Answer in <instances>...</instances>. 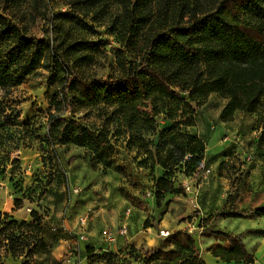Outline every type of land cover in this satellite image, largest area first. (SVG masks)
<instances>
[{"label": "rangeland", "instance_id": "rangeland-1", "mask_svg": "<svg viewBox=\"0 0 264 264\" xmlns=\"http://www.w3.org/2000/svg\"><path fill=\"white\" fill-rule=\"evenodd\" d=\"M82 2L18 0L5 1L4 5L29 34L38 38H55L59 25L65 30L71 26L75 38L83 41L79 50L88 53L80 71L106 79L118 72L116 49L120 43L116 25L124 15L120 4L111 1L108 9L94 10L91 17H85L81 11L87 9V4ZM204 3L207 9L214 5L210 0ZM69 11L84 19L88 27L72 23L64 16L52 19L56 32L52 24H47L54 13ZM56 69L54 60L47 57L42 67L8 94L7 111L0 115V123H5L0 124V211L20 221L30 219L34 210L44 216L45 246L36 255V264H67L66 256L78 253L81 245L109 242L106 233L117 237L128 213L126 238L133 232L141 234L148 227L159 231L156 219L167 216L172 224L188 225L198 243L199 236H209L210 231L242 234L255 257L252 264H264L263 216L208 219L234 201L245 210L264 205V130L257 113L237 111L232 120H222L228 100L218 92L212 93L201 107L192 103L195 122L186 129L205 142L204 159L192 171L183 163L169 172L153 165L145 149L139 152L120 127L112 129L109 145L101 152L75 144L53 145L48 123L52 113H59L53 103L61 85V72H54ZM5 94L0 87V103L5 102ZM72 105L74 110L61 111L64 117L103 129L101 113L108 107L90 113L76 102ZM173 125L162 113L157 117L156 130L144 133L155 158L161 131ZM13 160L16 162L12 163ZM208 169L210 172L204 176ZM161 177L167 181L158 184ZM171 185L172 191H161V187ZM75 187L80 188V194H71ZM83 215L89 219L87 239L78 241ZM175 215H179L177 219ZM114 218L121 219L118 226L113 224ZM173 228L169 229L173 232ZM66 238L74 240V244L63 248L59 256L57 248ZM147 250L128 243L118 253L133 263H141L140 255ZM23 260L24 257L5 259L7 264H22ZM181 262L189 264L185 259Z\"/></svg>", "mask_w": 264, "mask_h": 264}, {"label": "trees", "instance_id": "trees-1", "mask_svg": "<svg viewBox=\"0 0 264 264\" xmlns=\"http://www.w3.org/2000/svg\"><path fill=\"white\" fill-rule=\"evenodd\" d=\"M5 1L18 0H0V87L6 93L0 115L7 111L8 94L50 56L57 68L54 72H61V85L53 99L59 113H52L48 123L53 145L75 144L101 152L109 145L112 129L120 127L139 152L145 149L153 165L171 172L184 163L191 170L202 163L205 154V142L186 129L195 122L192 103L201 107L214 92L228 100L222 120H232L237 111L257 113L264 130V0H210L214 5L208 9L204 0H81L87 4L81 11L85 17H91L94 10L108 9L111 1L120 4L124 15L116 25L118 72L106 79L80 71L88 59V53L79 50L83 41L75 38L71 26L65 30L59 25L56 32L52 24V19L64 16L88 27L84 19L70 11L54 13L47 24H52L55 38H38L18 23ZM74 102L90 113L108 107L101 113L103 129L64 117L61 111L74 110ZM162 113L174 125L161 131L155 158L144 133L156 130ZM166 181L161 177L157 183ZM172 188L161 187V191ZM238 204L231 202L208 219L264 217V205L245 210ZM45 230L39 211L21 221L0 211V264H7L8 257H24L22 264H36V255L45 246ZM209 236L224 240L210 247L215 257L229 264L254 262L242 234L210 231ZM87 254L89 264H183V259L204 264L188 228L174 230L158 247L148 249L140 255L141 263L124 259L118 252L97 251L91 245Z\"/></svg>", "mask_w": 264, "mask_h": 264}, {"label": "crops", "instance_id": "crops-1", "mask_svg": "<svg viewBox=\"0 0 264 264\" xmlns=\"http://www.w3.org/2000/svg\"><path fill=\"white\" fill-rule=\"evenodd\" d=\"M178 216L179 215H175L174 219H177ZM129 219H130V213L127 214L126 222L124 223V224H128V232H129V222H130ZM156 222H157L158 227L161 229H169L171 227H174L173 231L177 230V229H186V228L189 229L188 225H183V226L181 225L180 226V225H178V222L172 224L170 222V220L167 219V216H165L164 218L156 219ZM120 223H121V219L119 221H117V219L114 218V221H113L114 225L118 226ZM121 227H120V229H121ZM120 229H119V233L117 235V241L114 244L107 242V241H104V240H101L100 242L92 243L90 245L95 247L97 251L102 250V251L118 252L119 249L123 248L128 243H132L137 248L152 249V248L158 247L162 243V241L164 240L163 237H159L160 236L159 235L160 230L159 231L155 230V228H153V227H148V228L144 229L143 231H141V234L133 232L132 235L128 236L127 238L125 236L128 234V232H127V234H121ZM161 238H163V239H161ZM216 241L224 243L223 239H221V238L216 239L214 236H199V243L197 242V245L200 249L201 257L203 258V260H205V262H207V264H228L227 262H224L223 260H221V258L215 257L211 253L210 247ZM63 242H64V244L61 243L57 248L58 252H59V256L61 255L63 248H65L66 246H70L71 244H74V240L67 239V238L64 239ZM87 246L88 245H86V246L81 245V247H79V252L74 254L71 264H89L88 254H87ZM56 256H57V258H59L58 255H56Z\"/></svg>", "mask_w": 264, "mask_h": 264}, {"label": "built area", "instance_id": "built-area-1", "mask_svg": "<svg viewBox=\"0 0 264 264\" xmlns=\"http://www.w3.org/2000/svg\"><path fill=\"white\" fill-rule=\"evenodd\" d=\"M210 172V169L206 170L203 175L207 176V173ZM187 189H190V185H187ZM71 194H75L78 195L80 194V188L75 187L71 190ZM88 215H83L80 217V227H81V232L80 235L77 236L78 237V241H84L87 239L86 233H87V225H88ZM56 229V227H54ZM64 230L68 231L69 229L65 226L63 227ZM128 232V224H123L121 229H120V233L121 234H127ZM172 231L169 229H160L159 231V235L162 236L163 238H167L169 235H171ZM107 236V240L114 244L117 241V237L116 235H114L112 232H107L106 233ZM74 253H70L66 256V258L64 259V262L67 264H71L72 263V259H73Z\"/></svg>", "mask_w": 264, "mask_h": 264}]
</instances>
